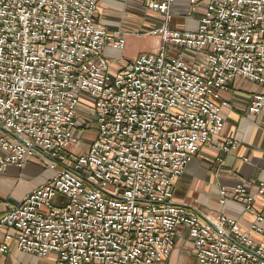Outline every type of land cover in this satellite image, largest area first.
I'll use <instances>...</instances> for the list:
<instances>
[{
  "label": "built area",
  "instance_id": "1",
  "mask_svg": "<svg viewBox=\"0 0 264 264\" xmlns=\"http://www.w3.org/2000/svg\"><path fill=\"white\" fill-rule=\"evenodd\" d=\"M100 1L0 0V174L30 161L50 173L6 204L0 257L13 240L54 264H168L182 227L195 264H264V246L237 221L172 201L187 165L223 131L230 83L260 90L250 115L264 108V0H145L167 22L178 2L200 19L195 31H152L156 53L131 60L124 34L98 21ZM82 130L95 137L79 153ZM236 145L226 139L218 151ZM219 195L253 207L244 184ZM250 231L264 234V208Z\"/></svg>",
  "mask_w": 264,
  "mask_h": 264
},
{
  "label": "crops",
  "instance_id": "2",
  "mask_svg": "<svg viewBox=\"0 0 264 264\" xmlns=\"http://www.w3.org/2000/svg\"><path fill=\"white\" fill-rule=\"evenodd\" d=\"M200 14L201 9L178 2L172 6L171 20L167 22L163 15L148 10L145 0H101L97 19L110 32L124 34L125 49L130 42L143 39L149 40L151 52L155 53L159 39L150 35L152 31L164 25L173 30L195 31ZM140 54L122 56L131 60ZM259 91L248 80L237 78L221 93L220 101L229 104L222 110L223 131L212 146H203L187 165L176 182L172 201L203 215L215 217L223 214L237 221L242 233H248L254 242L264 245V234L250 231L255 216L264 208V194H257L255 189L257 186L264 188V108L259 115L248 112L252 97ZM226 139L235 140L237 145L230 154L222 155L218 147ZM87 147L81 144L78 152L84 153ZM49 175L34 161L22 169L7 168L0 174V216L4 214L7 203L19 201L26 193L42 185ZM239 184H244L254 196L250 211H245L230 197H227L225 205L220 204V190L225 189L228 196ZM177 231L179 237L172 259L181 258L183 263H187L194 253L193 244L187 230L178 227ZM0 242H4L2 236ZM7 246L8 253L0 257V264H31L33 261L31 255L16 250L13 240Z\"/></svg>",
  "mask_w": 264,
  "mask_h": 264
},
{
  "label": "rangeland",
  "instance_id": "3",
  "mask_svg": "<svg viewBox=\"0 0 264 264\" xmlns=\"http://www.w3.org/2000/svg\"><path fill=\"white\" fill-rule=\"evenodd\" d=\"M157 50H158V46H157ZM156 51H155V53H156ZM138 53H141V54L152 53L151 52V45L149 44V40L140 39L138 41L136 40V41L130 42L127 45L126 49H124L122 51V55L128 56V57L132 56L134 54H138ZM118 56H119L118 53H113L112 55L109 56V58L112 62V64H111L112 65L111 66L112 72H115L118 70L117 64L113 63V60L118 58ZM82 100L87 105L90 103V101L86 98H82ZM75 134L80 139L82 146H84V145L87 146L88 144H90L95 137L94 132H92L91 130H82V131H79L78 133H75ZM54 262H55V256L51 255V256L44 258V259H37V258L33 257V261L31 262V264H54ZM168 264H195L194 263V256H192V258L187 263H183L181 258H174V261H173V259H171V261Z\"/></svg>",
  "mask_w": 264,
  "mask_h": 264
}]
</instances>
